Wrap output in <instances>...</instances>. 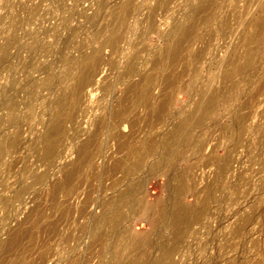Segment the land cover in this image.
<instances>
[{
  "label": "rangeland",
  "instance_id": "rangeland-1",
  "mask_svg": "<svg viewBox=\"0 0 264 264\" xmlns=\"http://www.w3.org/2000/svg\"><path fill=\"white\" fill-rule=\"evenodd\" d=\"M200 2L0 0V244L14 229H32L36 236L23 239L15 259L25 264H153L172 239L165 228L168 212L159 205L165 203L170 212L178 203L193 206L211 190L203 214L186 226L183 240L175 241L163 264H264V38L251 40L264 17V0H218L213 28L202 24L193 45L201 53L199 62L186 55L175 68L184 74L174 100L160 109L166 94L158 96L164 84L157 82L155 107H139L134 128L127 119L119 129L111 123L101 129L93 163L76 175L70 192L52 195L51 185L62 179L65 164L77 161L80 145L96 131V120L119 107L131 56L138 52L140 69H150L174 41L176 28L192 16L202 22L210 13V8L199 10ZM123 3H130L128 12L121 9ZM118 29L115 49L106 40ZM261 31L264 37V27ZM98 48L103 62L95 90L82 97L66 123L56 154L41 158L39 139L59 112L64 91L75 83L74 61ZM236 57L239 71L233 70ZM227 72L230 78L224 81ZM211 88L219 90L211 117L194 124L199 126H192L188 139L179 135L175 141L174 126L188 115L197 120L194 113ZM240 115L243 131L236 124ZM12 137L18 139L16 146L6 143ZM154 140L156 154H148L138 167L127 162L126 168L113 169L133 145L146 147ZM167 146L176 154L164 159ZM130 184H142L149 211H126L122 226L106 228L111 233L94 242L91 218L103 214L104 203ZM150 215L158 217H151L157 225ZM37 221L39 228L33 229ZM130 230L137 237L132 239Z\"/></svg>",
  "mask_w": 264,
  "mask_h": 264
},
{
  "label": "bare ground",
  "instance_id": "bare-ground-1",
  "mask_svg": "<svg viewBox=\"0 0 264 264\" xmlns=\"http://www.w3.org/2000/svg\"><path fill=\"white\" fill-rule=\"evenodd\" d=\"M218 3H219L218 0H201L200 4L198 5L199 10H205L206 8H210V13L202 18V22H199L197 18L192 16V18L187 23L176 28L173 34L174 41L172 43H169L167 48L156 57L150 69H140L141 65L139 66L136 60L138 52L134 53L133 55L131 54L132 56L130 60L128 61L127 67L124 69V73H123L125 78H128V80L125 85L123 95L118 99L119 107L113 110L110 116L102 115L96 120V131L94 134L92 133L88 137L87 141L83 142L80 145L77 161L70 163V164H65L63 166L62 179H56L54 183L51 185L52 195L54 196V198H56L59 192H70V190H72L73 188V179L76 177L78 173L82 171L83 167L89 165V163H91L90 162L91 160L93 161L94 158L92 157L94 156V151L100 146L98 136H99L101 129H103L104 127H107L109 123H111L110 126H112L113 129H117V128L119 129V126L122 123H124V121H126L127 119L131 127L134 128L140 122L139 120L140 117L138 115L139 107L143 105V106H146L147 108H150V110L151 108L155 107V104H156L155 100L157 99V95H155L154 93V86L157 84V82H161L162 85L164 84V86H162L163 88L161 89L160 93H158L159 94L158 96H160L161 94L163 95L166 94V97H164L162 105L160 103V107H161L160 109H164L166 105H169L174 100L173 98L175 97V94H176L175 87L178 81L180 80L181 76L184 74V70L177 72L175 68L181 63V61L183 60V56H186V55H189L192 59L194 58L196 63L199 62L198 59H199L200 52L199 51L195 52L193 49V45L196 41L199 40L198 30L202 27V24H205L207 27H210L211 29L213 28L212 20L214 21L217 20V18H215L213 14H215L214 12H216V9L218 10L219 8ZM121 9L123 11L128 12L131 9L130 3H123L121 5ZM263 27H264V17L263 19H260L256 24L255 33L251 37L252 42L253 41H256L257 43L262 42L264 37H263V33L261 30ZM120 38H121V32H120V29H118L117 31L113 32V34L106 40V43L109 46L117 49L116 46L118 45ZM252 58L253 56L249 55V58H247L248 64L252 61L251 60ZM102 62H103V55H102L101 48L94 49L93 51H90V53H86L78 61H74L75 66L77 68V73L74 75L75 83H73L71 86H69V88L66 91H64L63 95L60 98V101L63 102V104L60 107L59 112L55 114L53 120L49 124L46 125L44 132L42 133L41 138L39 139L38 148H39L41 158H44V159L52 158L56 154L58 146L61 143L64 132H65L66 123L73 117L75 109L77 105L80 103V101L82 100V97L86 95H90L93 92V90H95V88H93V85L97 83V76H98L97 70H98L99 65L102 64ZM237 63H238V58L236 57L232 63L234 71H237V70L239 71L242 68V65L240 63L238 64ZM233 70H230V71H233ZM161 72H162V75L160 74ZM135 75H138L139 79L137 80L132 79ZM228 78H230L229 72H227L224 75V81L228 80ZM87 87H90V88L92 87V88L90 90L89 89L87 90ZM218 96H219L218 88L209 89L208 93L206 94V100L204 101L202 105L199 104L197 111H195L194 113L197 116V120L192 121L191 115L190 116L188 115L186 118L182 119L174 126L172 135L174 136L175 141L177 140V137L179 135L183 136V139H188L190 136L191 128H193L192 126L194 124L196 125V123H199V122L200 124H202L201 123L202 120L204 121L209 116L211 117L212 113L214 112L217 106ZM157 116L159 117L160 115H157ZM204 124H205V121H204ZM236 124L239 130L243 131L245 128V117H243V115H240L238 117ZM198 126L199 125H197L195 128H197ZM17 142H18L17 137H12V138H9L6 143L9 146H16ZM121 143L123 145V144H126L127 141L122 140L120 144ZM157 143L158 142L154 140V141H150L148 144L146 143L147 144L146 147L144 146L142 147L139 144L133 145V147L130 148L129 153L125 156V158L123 160L121 159L118 160L113 165V169L118 170L119 168L125 167L127 162L128 163L130 162L129 164H127V166L130 165V167L132 166L133 168L138 167L140 163L145 159V157L148 156V154L149 155L156 154V148L158 146ZM167 147L169 149L168 151L165 150L166 155L165 154L163 155L164 159L172 158L176 154L175 149L173 147L171 146H167ZM157 167L160 169V171L162 170V173H163L164 171V169H162L163 167L162 166L160 167L157 166ZM42 177L43 175L37 176L38 180H41ZM143 189L144 188L142 184L140 186H138L137 184L136 185L130 184L125 189L120 191L119 194H117L116 198L110 199L108 202L106 201V203H104L105 209L101 207L104 209L103 214L95 215L93 217L91 216L92 217L91 223L93 225L92 229L95 231L94 236H93L94 242L100 241L103 238V236L106 235V233L108 234V232L111 231L110 230L106 232L105 231L106 228H108L109 230V228L115 227L118 223L119 224L122 223L120 221L125 217L126 211L130 210L131 213H134V214L136 213V215L138 212L140 213L141 211H143V213L145 211H149L148 209L150 208L147 206H150V205L148 203H147L148 205L146 203L143 204L144 202L143 200L145 199V198L143 199V196H142L144 194ZM211 192L212 191L209 190L205 198L199 199L197 204L193 206H186L181 203L180 204L178 203V205L175 207V209L172 212L167 210L168 208L165 203L162 202L159 205V208L161 207L160 210L165 209L166 212H168L167 227L165 226L167 230L165 228L164 229L168 232L171 230L172 236L169 233L168 234L166 233V234L170 235L173 241H171L172 239L170 240V243L165 241L167 243L165 244V246L163 245L164 246L162 249L163 252L161 253L162 256H160L159 258H156L154 262L152 261L153 264H163V261H165L166 258H169L171 256V254L173 253L176 247L175 241H178L179 239L180 241L181 239L183 240L185 236L184 233L186 232L185 228H187L186 226L197 221L200 218V216L203 214L205 207H206V201ZM165 210L163 211L164 213H165ZM37 213L39 214V211ZM153 216L150 215L151 221H152L151 217ZM160 216L161 215H159V218ZM156 218H154L152 221L154 222V224L158 220ZM124 220L126 219L124 218ZM161 220L162 219H160L159 222L165 221L166 219L162 221ZM51 224H52V221H51ZM39 225H40V222L37 221L32 227L33 229L37 227L39 228ZM239 228H241V224ZM52 229L56 230V225H54ZM159 230L158 232L162 231V229H159ZM32 231H33L32 229L22 228V229H17V230L14 229L10 233L9 238L5 242L0 244V264H25L24 259H20V257L19 259L18 257L15 259V257L13 256L21 248L22 241L25 237H30L31 240L36 239L34 231L33 233ZM113 231L115 232L116 230L114 229ZM170 236H169V239H170ZM130 237L134 239L137 236H135V233H133L130 230ZM144 242L147 243L145 240Z\"/></svg>",
  "mask_w": 264,
  "mask_h": 264
}]
</instances>
